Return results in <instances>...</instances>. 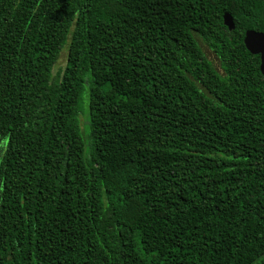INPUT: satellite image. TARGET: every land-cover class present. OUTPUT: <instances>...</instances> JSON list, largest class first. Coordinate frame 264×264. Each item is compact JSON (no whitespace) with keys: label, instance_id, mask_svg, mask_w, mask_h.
<instances>
[{"label":"trees","instance_id":"obj_1","mask_svg":"<svg viewBox=\"0 0 264 264\" xmlns=\"http://www.w3.org/2000/svg\"><path fill=\"white\" fill-rule=\"evenodd\" d=\"M247 30L264 0H0V264H264Z\"/></svg>","mask_w":264,"mask_h":264},{"label":"water","instance_id":"obj_2","mask_svg":"<svg viewBox=\"0 0 264 264\" xmlns=\"http://www.w3.org/2000/svg\"><path fill=\"white\" fill-rule=\"evenodd\" d=\"M223 25L229 30H234L233 19L228 13H224ZM243 44L251 55L259 56V70L264 76V33L247 30L244 33Z\"/></svg>","mask_w":264,"mask_h":264},{"label":"rangeland","instance_id":"obj_3","mask_svg":"<svg viewBox=\"0 0 264 264\" xmlns=\"http://www.w3.org/2000/svg\"><path fill=\"white\" fill-rule=\"evenodd\" d=\"M204 53L206 54V56L212 60L215 64L217 63L214 59V56L206 49L204 48L203 46H201ZM66 53H67V50L66 48H64L61 53H60V56H59V59L57 61V63L55 64V66L53 67V70H52V74H56L57 72H62L64 70V67H65V64H66ZM85 97H83V103H85ZM80 122H81V131H80V136H81V140L84 144V151L85 153L87 152V146H88V132L86 131V135L84 133V119L82 116H80Z\"/></svg>","mask_w":264,"mask_h":264}]
</instances>
